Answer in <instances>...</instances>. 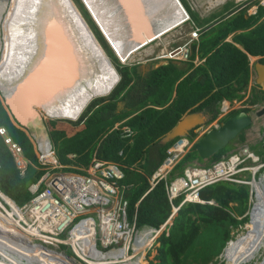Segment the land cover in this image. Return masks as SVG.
Listing matches in <instances>:
<instances>
[{
	"label": "trees",
	"instance_id": "obj_1",
	"mask_svg": "<svg viewBox=\"0 0 264 264\" xmlns=\"http://www.w3.org/2000/svg\"><path fill=\"white\" fill-rule=\"evenodd\" d=\"M182 2L191 21L200 26L197 40L190 45L189 58L181 61L186 64L168 60L148 71L137 66L121 68L120 79L109 96L91 102L75 122L49 120L47 124L62 171L80 172L78 168L87 167L93 159L112 161L122 168L127 216L129 221L135 217L137 228L159 229L171 216L170 223L158 237L155 254L147 259V264L216 262L226 243L233 238V230L246 221V218L238 220L233 214L241 215L249 199L247 186L217 182L199 191L203 200L213 204L182 205L172 215L166 193L169 179L160 180L150 188L148 179L172 142L163 145L161 138L188 112H201L211 121L222 101L244 98L243 92L247 91L251 76L249 57L261 56L264 61V4H259L254 14H248L250 5L241 7L227 2L219 11L200 18L186 1ZM254 3L258 4V0ZM208 23H212V27L205 30ZM229 35L231 40L227 41ZM195 57L200 59L199 63H195ZM118 101H123L124 106L117 111ZM245 102L249 107L242 110H252L251 106L264 102V91L251 88ZM238 111L230 112L221 121ZM121 121L115 127V123ZM0 127H4L8 136L21 147L28 161L24 173L20 174L0 137V191L22 205L31 198L29 185L36 182L45 169L38 163L33 140L1 101ZM194 135L191 130L186 137L192 140ZM236 139L243 140V134ZM259 143L264 147V129ZM196 146L193 145L178 162L172 176L194 159H199ZM228 147L207 161L219 160L233 148L232 145ZM263 154L264 151L257 152L260 157H264ZM256 190L260 197L262 192ZM230 202L237 203L238 214L235 207L229 206Z\"/></svg>",
	"mask_w": 264,
	"mask_h": 264
},
{
	"label": "bare ground",
	"instance_id": "obj_2",
	"mask_svg": "<svg viewBox=\"0 0 264 264\" xmlns=\"http://www.w3.org/2000/svg\"><path fill=\"white\" fill-rule=\"evenodd\" d=\"M50 1L52 4L55 3L58 9H60L59 14L56 13V9H53L54 11L52 12V7L46 8V0H10V6L2 22V38L4 41L3 43L5 44L0 55V88L5 89L7 85H14L17 83L26 74L31 65L34 64L35 60L42 56L44 50L43 40L38 29L39 20H41L40 18H42L45 23H54L56 27H58L57 21L60 20L61 22L59 21V25H61L65 35L71 41L70 43L74 48L73 52L78 55L75 72L78 79L76 81L73 80L72 82L67 81L63 92L58 98H53V101L46 104L44 110L56 118L62 120L67 118V121L75 122V118L78 117L91 99L98 96H104L113 89L119 80V75L73 1ZM121 1L125 0H120V2ZM127 1L131 3V0ZM153 1H155L152 5L153 10H157L155 12L156 16L154 15L155 18L153 19L156 23L162 24L163 20H170V26L172 27L175 25V18H179V21L184 22L189 16L180 0H152V2ZM82 2L87 7L90 16L94 18L99 30L106 38L108 45L111 46L113 53L118 59L121 61L127 60V55H129L128 58L132 55L133 59H135V57H137L136 53L127 54V51H124L126 50L124 47L126 45L124 44L126 39L124 37V29L122 28V20H119L122 16L121 13L123 14V12L125 14L128 13L129 19H131L132 15H130L129 10L123 9V12L122 10H119V0H82ZM211 2L212 1H210V3ZM4 4L5 0H0V17L4 13V9H2ZM161 6L163 7L161 8ZM44 10L45 13H43ZM161 11H166V13ZM170 26H164L161 30L155 33L154 37H160L162 34L173 30L174 28L169 29ZM151 40L152 38L149 39V37H146L144 42L140 45L142 46L144 43ZM143 54L149 55L150 53L145 50L143 51ZM36 111L38 112V110ZM30 120H32V117L28 116L27 121L29 122ZM49 120L53 119L46 120L47 124ZM252 183L254 186L255 182L253 181ZM255 187L262 192V195L264 196V189L260 190L258 183H255ZM262 195L256 197V203L254 204V209L252 211L255 213V217L260 221V225L255 232L254 238L259 239L262 242V245L258 246V249L254 251L255 253H252L249 257V259L253 258L254 260L256 259L255 256L258 255L256 252L264 249V221L261 217V214L264 211V199H261ZM0 196L5 199L4 202L12 207V210L8 214H3L0 211L3 215V217L0 218V224L1 226H4L3 224L6 222L9 225H6L5 227L15 228L16 230H12V234H8L7 236H10L18 243H23L18 238H21V234L17 232L18 221L13 216L14 213L16 215L18 214L19 208H17L16 204L7 196L1 193ZM2 206L4 205L0 201V207ZM250 226L253 227L255 231V226ZM79 229L80 225L75 228L74 234H77ZM5 238L7 237L5 236ZM140 239L142 240L143 237H140ZM235 241L236 240H234L232 246L230 242L228 243L227 248H232L234 246V249H229L230 252H228L229 250L227 251L225 254L226 259H229L228 256L232 255V253L237 257L238 251L243 248V242L239 245H235ZM247 245H249V243H247ZM6 246L11 253L17 255V259H15L16 264H22V260L24 259L27 261V264H46L43 261L46 257L52 259L54 264H69V261L63 256H58L56 253H50V251L34 247L31 243V247L12 245L9 243H6ZM240 251L243 253V250ZM119 256H122L123 259H128L130 257L124 253H119ZM260 257L263 258V256ZM141 258L142 256L135 260L133 264H140L143 259ZM143 261L145 264L144 259ZM238 261L227 260V264H243L248 260L242 261V263H239ZM100 263L101 262H99V264ZM256 263L264 264V261L257 262L256 260Z\"/></svg>",
	"mask_w": 264,
	"mask_h": 264
},
{
	"label": "built area",
	"instance_id": "obj_3",
	"mask_svg": "<svg viewBox=\"0 0 264 264\" xmlns=\"http://www.w3.org/2000/svg\"><path fill=\"white\" fill-rule=\"evenodd\" d=\"M189 55V46L183 45L171 49L168 56L187 60ZM235 104V101L223 102L222 114L233 109ZM191 145L192 142L184 137L171 142L149 180L151 187L169 176ZM10 149L15 157L20 152L15 145ZM16 160L19 167H24L21 159ZM39 160L48 168L41 179L30 186V201L19 206L18 214H14L17 226L34 239L47 244L60 243L58 236L67 233L65 241L71 245H77L78 242L84 244L87 253L95 254L96 245L102 249L109 248V251H118L120 248L128 250L137 233L127 219V201L123 198L120 183L124 178L121 167L113 162L97 160L86 168L84 175L61 174L49 171L55 167L56 162L52 153H41ZM240 163L239 158L233 156L212 168L187 167L182 176L168 185V197L173 200L180 193L189 190L186 195V198L189 196L188 200L202 202L198 190L219 180H233V170H242L238 168ZM54 182L62 185V189L57 190ZM42 184L43 188L40 187ZM79 225L80 229L74 234ZM150 232L157 235L154 230Z\"/></svg>",
	"mask_w": 264,
	"mask_h": 264
},
{
	"label": "water",
	"instance_id": "obj_4",
	"mask_svg": "<svg viewBox=\"0 0 264 264\" xmlns=\"http://www.w3.org/2000/svg\"><path fill=\"white\" fill-rule=\"evenodd\" d=\"M46 2V8L52 7L51 11L53 12V9H56V13L59 14L60 9L55 3L52 4L50 0H46ZM130 2L127 0L120 2L119 0L118 4L119 10L123 12V9H127L132 15V18L129 19L128 13L126 15L123 12V14L121 13V18H119V20H122V28L124 29L123 32L126 39L124 42L126 50L124 51H127V54H131L141 47L140 44L144 42L146 37H149V39L156 38L154 37L155 33L164 26H170V20H163L162 24L153 21L157 11L156 9L153 10L152 7L155 1L131 0ZM161 12L166 13V11ZM43 13H45V10ZM40 19L38 29L43 40L44 50L42 56L35 60L34 64L31 65L26 74L17 83L7 85L5 89L0 88V97L3 104L14 119L25 128H31L34 124L42 125V119L36 110H43L46 104L58 98L66 87L67 81L72 82L78 79L75 74L78 55L73 52L74 48L70 43L71 41L65 35L61 25H59L60 20L57 21L58 28L54 23H45L42 18ZM170 28L172 27L170 26ZM139 68L147 71L150 69L148 65H139ZM254 68L258 74L257 82L264 81V64L256 63ZM262 113H264V105L257 114L261 115ZM28 116L32 117L29 122L27 121ZM205 121V117L200 112L186 113L161 138L160 143L165 145L176 137L186 136L195 127L204 124ZM250 123L251 119L246 112L242 111L230 116L217 129H212L200 137L196 147L198 157L207 159L217 151L225 148ZM54 186L58 190L62 188L56 182H54Z\"/></svg>",
	"mask_w": 264,
	"mask_h": 264
},
{
	"label": "clouds",
	"instance_id": "obj_5",
	"mask_svg": "<svg viewBox=\"0 0 264 264\" xmlns=\"http://www.w3.org/2000/svg\"><path fill=\"white\" fill-rule=\"evenodd\" d=\"M259 4H264V0H258V4H251V5H254V12L253 13H250V14H254L255 12H256V9H257V6L259 5ZM247 12H248V10H247ZM249 14V13H248ZM89 26V25H88ZM193 28H194V26H193ZM196 30H197V28H196ZM93 32V31H92ZM101 32V31H100ZM193 33H195L194 32V30H192V34ZM198 33H200V30H199V32ZM94 34V33H93ZM95 36V35H94ZM95 38H96V36H95ZM97 40V39H96ZM98 41V40H97ZM99 42V41H98ZM190 42L192 43L193 41H191L190 40ZM191 43H187V44H185V45H188L189 46V48H190V45H191ZM100 44V43H99ZM183 46V45H182ZM102 47V46H101ZM111 48V47H110ZM103 49V48H102ZM112 49V48H111ZM104 50V49H103ZM105 52V51H104ZM113 52V51H112ZM170 52V51H169ZM169 52H168V54H169ZM106 53V52H105ZM107 55V54H106ZM108 56V55H107ZM169 57V56H168ZM117 59H118V57H116ZM170 58V60H172V61H174V62H181V61H186V60H179V59H174V58H171V57H169ZM253 58H255L254 59V61L252 60ZM157 59V58H156ZM258 59H261V56H259V57H249V61H250V65H251V76H250V80H252L253 79V76L256 74V71H254V65L256 64V63H259V61H258ZM111 61V60H110ZM118 62H124V61H121L120 59H118L117 60ZM256 61H258V62H256ZM256 62V63H255ZM112 63V62H111ZM113 64V63H112ZM114 66V65H113ZM144 70V69H143ZM254 74V75H253ZM252 78V79H251ZM119 79H120V76H119ZM250 80H249V83H250ZM119 81V80H118ZM118 81H117V83H118ZM116 83V84H117ZM260 84L263 86V88H264V81H261L260 82ZM116 86V85H115ZM114 86V87H115ZM259 86V85H258ZM114 87H113V89H114ZM248 87H249V89L251 90V88H255V87H250L249 86V84H248ZM112 89V90H113ZM248 89V88H247ZM111 90V91H112ZM259 90H261V89H259ZM111 91L109 92V93H107L106 95H104V96H99L100 98H106L107 96H109V94L111 93ZM261 91H264V89L263 90H261ZM245 92V91H244ZM243 92V95L246 93H244ZM250 93V92H249ZM248 93V94H249ZM247 95V94H246ZM248 96V95H247ZM100 98H98V99H100ZM94 99V98H93ZM93 99H91L87 104H86V106H85V108L81 111V113L78 115V117H76L75 118V120H77L78 118H79V116L84 112V110L86 109V107L91 103V102H93V101H95V100H93ZM241 99H243V98H241ZM97 100V99H96ZM239 99H235V100H232V101H222L221 102V104H220V106H219V111H218V113H217V115H216V117L213 119V120H211V121H209V118L208 117H205V115H203L204 117H205V119H206V121L204 122V124H202V125H200V126H197V127H195L193 130H194V133H195V135H194V138L192 139V140H190L189 139V141L190 142H192V145H191V147L193 146V145H195V144H197V142L199 141V139H200V137H202L205 133H207L208 131H210V130H212V129H217L219 126H220V124L222 123V119H224L230 112H232V111H235V110H239L238 112H242L243 110L242 109H244V108H248V107H241V108H237V107H235V108H233V109H231L230 111H228L227 113H225V114H222V112H221V106H222V103L223 102H229V103H232L233 101H235L236 103H237V101H238ZM0 101H1V103L3 104V101H2V99H1V97H0ZM120 102V103H119ZM118 103L119 104H122V103H124L123 101H118ZM118 103H117V106H118ZM263 105H264V102H262L261 104H260V106H257V108L256 109H254V111L253 112H251L252 110H250V111H243V112H246L247 114H248V116L250 117V119H251V123H250V125L247 127V128H245L244 130H242L238 135H237V137H235L232 141H230L228 144H227V146L226 147H228V145H232V142L234 141V140H237L236 138H238V136L240 135V134H244V132H245V130H248L251 126H252V120H253V115L254 116H256V117H260V116H262V115H264V113H262L261 115H258L257 113H258V111L263 107ZM3 106L5 107V105L3 104ZM5 109L8 111V109L5 107ZM238 112H236V113H238ZM10 113V112H9ZM38 113H39V115H40V117H41V119H42V125H37V126H42L41 128H43V130H44V132H45V134H46V137L45 136H43V137H38V135H36V133L35 132H33V125L31 126V128H25V127H22L17 121V123L20 125V127L22 128V130L23 131H25V133H27V135L33 140V142H34V144H35V150H36V154H37V159H38V163H39V165H41V166H43V168L45 169V172L41 175V177L46 173V168H48L46 165H42L41 163H40V160H39V157H40V154L41 153H44V154H48V153H52L53 154V156L55 157V159H56V162H55V167H53L51 170H49L50 171V173H61V174H78V175H84L85 174V170H86V168L93 162V161H97L96 159H93L90 163H89V165H87V167H81V168H78L79 169V171L80 172H64V171H62L61 170V168H62V165L60 164V162H59V160H58V158H57V156H56V154H55V150H54V148H53V142H52V140L50 139V136H49V131H48V127H47V121L46 120H48L49 118V116H51L46 110H39L38 111ZM189 113V112H188ZM201 113V112H200ZM235 113V114H236ZM45 114V115H44ZM11 115V114H10ZM234 115V114H233ZM12 116V115H11ZM232 116V115H231ZM13 117V116H12ZM230 117V116H229ZM229 117H227V118H229ZM14 118V117H13ZM226 118V119H227ZM51 119H53L55 122H57L56 120H57V118L56 117H54V116H52V118ZM225 119V120H226ZM224 120V121H225ZM67 120L65 119V120H63V122H66ZM223 121V122H224ZM62 122V123H63ZM123 121H121V122H118L117 124L115 123V127H117V126H119L121 123H122ZM216 123V124H214V125H216V126H214L213 125V123ZM57 123H60V122H57ZM15 124V123H14ZM16 125V124H15ZM17 126V125H16ZM261 129H262V131H263V129H264V127H261ZM262 134H263V132H262ZM0 137L3 139V141H4V144L7 146V148L9 149V151H10V153H11V155H12V157L14 158V163H15V165H16V167L18 168V170H19V172H20V174H23L24 173V170L26 169V167H27V164H28V161L25 159V157H24V155H23V152H22V150H21V147L18 145V144H16V143H14V141L8 136V134H7V131H6V129L4 128V127H0ZM182 137H184V138H187L186 136H180L179 138H182ZM188 139V138H187ZM176 140V139H175ZM174 141V139L172 140V142ZM171 144V143H170ZM169 144V145H170ZM12 145H15V146H17L19 149H20V152H19V154L15 157V155L13 154V152L11 151V149H10V147H12ZM191 147L187 150V152L191 149ZM197 147V146H196ZM225 147V148H226ZM168 148V147H167ZM166 148V149H167ZM222 149H224V148H222ZM221 149V150H222ZM232 149V150H231ZM230 150H227L225 153H224V155H222L221 156V158L219 159V160H216V161H213V162H209L210 164H212V165H210V167L209 166H203V165H199V164H205L204 163V161H207V159H200L202 162H200V160L199 159H194L192 162H190V163H188L187 165H185V167L182 169V171L180 172V173H176V174H174L173 176L171 175L172 174V172L174 171V169L170 172V174H169V176L166 178V179H169V181H168V183H167V185H166V193H167V197H168V190H167V187H168V185H170V183L175 179V178H177V177H179V176H182L183 175V171H184V169L185 168H187V167H200V168H212L215 164H218V163H220V162H222V161H225V160H228L229 158H231V157H233V156H237L238 158H239V160H240V165L238 166V168L240 169V168H242V170H239V171H237L236 169H234L233 171V173H232V179L233 180H219V181H216V182H214V183H217V182H228V183H232V184H235V185H243V186H247L248 187V190H249V199H248V202H247V207H246V209L244 210V212L241 214V215H236L235 213L233 214L234 216H237L236 218L238 219V220H240V221H243V219L244 218H246V221H244V222H242L243 224L244 223H248V222H250V220H251V216H252V211H253V209H254V204L256 203V197H257V190H256V187H255V183H258L259 184V187H260V190H262V189H264V175H263V177H261V178H259V182L257 181V179H256V177H257V173H259L260 172V170L262 169V167H264V157H260V156H258L257 155V152H253V151H251L250 150V148H249V146H242L241 148H231ZM220 151V150H219ZM186 152V153H187ZM218 152V151H217ZM216 152V153H217ZM185 153V154H186ZM184 154V155H185ZM184 157V156H183ZM182 157V158H183ZM16 159H21L22 161H23V163H24V167H19L18 166V163H17V160ZM98 161H105V160H98ZM181 161V160H180ZM106 162H112V161H106ZM114 163V162H113ZM160 164V163H159ZM159 166V165H158ZM176 167V166H175ZM158 168V167H157ZM156 168V169H157ZM122 169V168H121ZM123 171V170H122ZM124 173V172H123ZM154 173V172H153ZM152 173V174H153ZM152 176V175H151ZM151 176H150V178H151ZM41 177L39 178V179H41ZM150 178L148 179V181L150 180ZM38 179V180H39ZM124 179V178H123ZM122 179V180H123ZM38 180L36 181V182H33V183H31L30 185H29V187H28V191L30 192V186L32 185V184H35V183H37L38 182ZM121 180V181H122ZM161 180H165V179H161ZM235 180V181H234ZM121 181H120V183H121ZM255 182L254 183V186H253V183L252 182ZM214 183H211V184H214ZM211 184H208V185H211ZM121 185H122V183H121ZM149 185H150V183H149ZM156 185V184H155ZM154 185V186H155ZM62 186V185H61ZM153 186V187H154ZM205 186H207V185H205ZM205 186H203V187H205ZM41 188H43L44 187V184H42L41 186H40ZM55 187V186H54ZM153 187H151V185H150V188H153ZM203 187H201L200 189H202ZM56 188V187H55ZM62 189V188H61ZM200 189L198 190V194H199V191H200ZM58 190V189H57ZM188 192H189V190L188 191H184V192H182V193H180L178 196H176L173 200H170L169 199V197H168V200H169V202L171 203V205H172V213L174 214L175 212H174V210L175 211H177L182 205H187V204H193V203H198V204H205V203H208V204H213V202L212 201H206V200H203L201 197H200V195H199V198L202 200V202H198V201H192V200H188V198H189V196L186 198V195L188 194ZM0 193L1 194H3V195H5L3 192H1L0 191ZM30 194H31V192H30ZM73 195V194H72ZM122 195H123V186H122ZM5 196H7V195H5ZM8 197V196H7ZM31 198H32V194H31ZM30 198V199H31ZM123 198H124V195H123ZM11 199V198H10ZM30 199L27 201V202H25V203H28L29 201H30ZM125 199V198H124ZM4 200L5 199H3L2 198V196H0V201L1 202H3L4 204V206H2L3 208L4 207H9L10 208V210H12V207L9 205V204H7L6 202H4ZM12 200V199H11ZM126 200V199H125ZM13 201V200H12ZM127 201V200H126ZM176 201H178V205H174V203L176 202ZM14 202V201H13ZM15 203V202H14ZM24 203V204H25ZM16 204V203H15ZM24 204H22V205H24ZM230 204H233V206H231V207H235L236 205H237V203H235V202H230ZM22 205H18V204H16V207L18 208L19 206H22ZM127 205H128V203H127ZM15 214V213H14ZM13 214V216H15ZM127 214H128V212H127ZM84 218H85V216H84ZM16 219H17V217H16ZM127 219H128V216H127ZM170 219H171V216L166 220V222L163 224V226H161V228H159V229H156V228H153V227H148V226H143V227H140V228H137L136 227V222H135V217L133 218V221H129L128 220V223H129V225L130 226H134V229H135V231H136V237H134L133 239H132V241H131V244H129V249L128 250H123V249H121L120 248V250H118V251H116V250H112V251H109L110 249L109 248H107V249H102L99 245H96V252H95V254L94 253H87L86 251H85V248H84V244H81L80 242H78L77 243V245H75V244H73V245H71V244H69V243H67L65 240H66V236H67V233H62L61 235H59L58 236V240L60 241V243H56V244H51V243H44V242H42V241H39V240H37V239H34L33 237H31V235H28L27 236V234L24 236V240H25V244L27 243V241L29 242V240H30V243L34 246V247H38V248H41V249H43V250H47V251H50L51 253H55V251H51L50 249H49V247H55V248H58L59 250H61V252H58V253H56V254H61V255H63V257H65V258H67L68 260H69V262L71 261V262H76V263H78V264H81V263H84V264H94L96 261H99V262H101L100 261V257H99V255L101 254V252H104V251H109L110 252V254L111 253H113L112 254V256L111 257H109L108 258V261L106 262V263H104V264H110V263H112V262H117V261H112L111 259H112V257H113V255H115L116 257H119V253H124V254H126L127 256L129 255V254H131V255H129L130 257L128 258V259H121V261L123 260V261H125V262H123V264H133V262L135 261V260H137L138 258H140V256H142V258L143 259H145V264H147V259L145 258V253L147 252V249H150L151 247V245L153 244V241H155V240H158V237H159V235H160V233H161V231H162V229H164V226L165 225H167V224H169L170 223ZM242 225V224H241ZM240 225V226H241ZM19 229H21V230H23L22 228H20L19 226H17ZM246 227V226H245ZM82 228H84V226L82 227ZM151 230H154V231H156V233H157V235H155V233L153 232L152 234H151ZM24 231V230H23ZM75 231V230H74ZM237 232V231H236ZM237 233H235V230H233V232L231 233V235L233 236V238L232 239H230L227 243H226V248H227V246H228V243L230 242V241H232L233 239H234V237H235V235H236ZM140 237H143V239L141 240L140 239ZM234 240H236V239H234ZM34 242L36 243V244H34ZM158 242V241H157ZM121 244H119V246H120ZM29 246V245H28ZM68 247L71 251H70V253H71V255H72V257H69V256H67V253H66V250H64L63 248H61V247ZM150 247V248H149ZM117 247H115V249H116ZM226 248L224 247L223 248V252H225V250H226ZM80 249H82V250H80ZM62 251H64V252H62ZM263 252H264V250H263ZM222 253V252H221ZM59 256V255H58ZM122 257V256H121ZM117 259V258H116ZM133 259H134V261H133ZM254 261V260H253ZM253 261L251 262V264L253 263ZM101 264H103V263H101Z\"/></svg>",
	"mask_w": 264,
	"mask_h": 264
},
{
	"label": "rangeland",
	"instance_id": "obj_6",
	"mask_svg": "<svg viewBox=\"0 0 264 264\" xmlns=\"http://www.w3.org/2000/svg\"><path fill=\"white\" fill-rule=\"evenodd\" d=\"M72 1L75 4V6L77 7V9L79 10V12L81 13V15L84 17L85 21L90 26V29L93 31L94 35L96 36V39L99 41L100 45L102 46V48L104 49V51L108 55L109 59L113 63L114 68L117 71L119 76H120V69L124 68V67H130L131 68L132 66H137L139 68V65H148L151 69V68L158 67L159 65L166 64L167 61L170 60V58L168 57V55H169L168 52L172 48L181 47L182 45H184L186 43H191L190 40L195 41V40H197V38L199 36L198 32L200 30V26H198L197 24H194V22H192V25L194 26L193 30L195 32L192 34V30H191V28H189L190 24H189V22H186L185 25L184 24L179 25V26L175 27V29L171 30L170 32H168V33L166 32L165 34H162L159 38L152 40V41L144 44L143 46L139 47L136 51L133 52V53H136V55H137V57H135V59H133V57L131 55L132 59H131V57L130 58L127 57L128 59L126 58L127 60H125L124 62L121 63V62H118L116 60V58H115L116 55L114 56L111 48L108 46V44H106L105 39L103 38L101 32H99V30H98L99 27H98L97 23L95 22L94 18L92 16H90L88 9L83 4L82 0H72ZM210 1H212V2L210 3ZM254 1H256V0H186V2L193 8V11H195L199 15L200 18L208 17L210 14H212L216 11H219L221 9V7L224 4H226L227 2L234 3L237 6H241V7L250 5L248 8V12H247L250 14V13H253L255 11L254 5H251L252 3L254 4ZM9 6H10V0H5L4 7L2 8V9H4V11H3L4 13L0 17V55L2 53V49H3V46L5 44V43H3L4 41L2 38L3 37L2 22L5 18V15L8 11ZM206 26L207 27L205 28V30L212 27V23H208ZM196 28H197V30H196ZM226 40L230 41L231 35H229L226 38ZM145 50L147 52H149L150 54L149 55L143 54V51H145ZM144 57L146 58V60L144 59V61H143L142 58H144ZM148 58H149V60H147ZM254 59L255 58H253L252 60L254 61ZM194 61H195V63H199L200 59L198 57H195ZM181 64L184 65V64H186V62H181ZM142 71H145V70H142ZM249 86L253 87L252 80H250ZM249 92H251V90L248 87L246 93L244 94L245 95L244 98L239 99L237 101V103L235 104L234 108L235 107H237V108L249 107V105L245 102V99H246L247 95H249L248 94ZM98 98H100V97L98 96V97L94 98L93 100H96ZM121 106H122V104H118L117 111L122 109ZM257 106H260V104H257L255 106H251V107H253V110L251 112H253L254 109L257 108ZM95 109H96V107H95ZM95 109H93V110H95ZM49 117H48L49 119L52 118V116H49ZM64 119H67V118H64ZM57 120H62V119L57 118ZM37 125H39V124L33 125V132H35L36 135H38V137H43V136L46 137V134H45L43 128H41L42 126H37ZM85 127H86V125H85ZM261 127H264V115H262L260 117H256L253 115L252 126L248 130H245V132L243 134V140H234L232 142L233 148L235 149V148H241L242 146H249L250 150L253 152L264 151L263 144L259 143V139L263 136V134H262L263 131H262ZM122 129L124 130L125 127H123ZM252 146H254V148ZM262 156H264V154ZM200 162H202V161L200 160ZM204 163L205 164H199V165L209 166V167H210V165H212L208 161H204ZM263 175H264V167H262L260 172L257 173L256 179L258 182H259V178L263 177ZM261 199L262 200L264 199L263 195H262ZM229 206H233V204L229 203ZM235 210H236V213L238 214L239 208L235 207ZM0 211L3 214H8L11 210L9 207H4V208L0 207ZM1 212H0V218L3 217ZM174 212H176V211L174 210ZM172 215H173V213H172ZM14 217L16 218V216H14ZM254 217H255V213L252 212L250 222H248L247 224L242 223L241 226H239L238 228L235 229L237 231V234L234 237V239H236L235 245H239L240 243L243 242L242 243V244H244V245H242L243 248H241L240 250H243L244 254L242 253V251L239 250L237 257L232 253V255L228 256L229 259H226L225 254L227 253V251L229 249L233 250L234 246L232 248H226V246H225V248H226L225 252L222 251V253H220V255L217 256V258L215 259L216 262L211 263V264H227L228 263L227 260L228 261L229 260L238 261V259H239V261H238L239 263H242V261L248 260L247 262H244L243 264H251V262L254 259L253 258L249 259L250 255L252 253H255L254 251L256 249H258V246L262 245V242L259 239L254 238L255 232L257 231V229L260 225V221L258 220V218L257 217L254 218ZM261 217L264 221V211L262 212ZM3 225L4 226H1V224H0V228H2V229H0V235H1L0 236V264H16L15 259H17V255H15L14 253H11L8 250L6 243H9L12 245H21L24 247H27L29 245V247H31L30 246V240H29V243L25 244L24 243L25 242L24 236L27 233L17 227L18 228L17 232H19L21 234V238L20 237H18V238L20 241L23 242V243H18L16 240H13L10 236H7L8 234H12V230H16V229L15 228L13 229V227H5L6 225H9L6 222H4ZM250 225L255 226V231H254L253 227H251ZM5 236L8 239L5 238ZM27 236H28V234H27ZM234 239L232 241H230L231 246L234 244ZM245 240H246V242H245ZM157 241L158 240L153 241V244L150 246L151 248L149 247L150 249H147V252L145 253L146 259L152 258L153 255L155 254V250L158 246ZM247 243H249V245H247ZM34 244H35V242H34ZM239 247H241V246H239ZM61 248L66 250L67 256L72 257V255L70 253L71 250L68 247L65 246V247H61ZM49 249L51 251H55V253L61 252V250H59L58 248H55V247H49ZM230 250L228 252H230ZM263 250L256 252L258 255L255 256L256 259L253 261L252 264H258V263H256V260H257V262L264 261ZM62 252H64V251H62ZM216 253H218V251H216ZM57 255L63 256L60 253ZM129 255H131V254H129ZM104 256H106V255H104ZM260 256H263V258ZM65 259L68 260L67 258H65ZM118 259H119V261H118ZM121 259H123L121 256L117 257V259H116V256L113 255L111 260L112 261L117 260V262H112L110 264H123V262H125V261H123V260L121 261ZM43 261L46 264H54V261L52 259H50L49 257L44 258ZM133 261H134V259H133ZM22 262H23L22 264H27V261L25 259L22 260ZM69 264H78V263L70 261ZM81 264H84V263H81ZM190 264H194V263L191 261Z\"/></svg>",
	"mask_w": 264,
	"mask_h": 264
},
{
	"label": "crops",
	"instance_id": "obj_7",
	"mask_svg": "<svg viewBox=\"0 0 264 264\" xmlns=\"http://www.w3.org/2000/svg\"><path fill=\"white\" fill-rule=\"evenodd\" d=\"M182 1V0H181ZM184 1H186V0H184ZM183 3V2H182ZM190 6V5H189ZM191 7V6H190ZM186 9V8H185ZM191 9L193 10V8L191 7ZM186 11H187V9H186ZM187 13H188V11H187ZM189 14V13H188ZM186 22H189V24H190V26H189V28H191V30H193V25H192V21H191V18H190V15L188 16V18H187V20H185L184 22H181V21H179V19H175V21H174V23H175V25L174 26H172V29L174 28L175 29V27H177V26H179V25H185V23ZM88 24V23H87ZM90 27V26H89ZM98 28V27H97ZM171 29V28H170ZM98 30H99V28H98ZM99 32H100V30H99ZM101 34H102V32H101ZM102 36H103V38L105 39V42H106V44H108V42H107V40H106V38L104 37V35L102 34ZM157 38H159V37H156V38H154V39H152V40H155V39H157ZM151 40V41H152ZM150 42V41H149ZM148 43V42H147ZM146 44V43H145ZM187 44V43H186ZM185 45V44H184ZM109 46V45H108ZM109 47H111V46H109ZM173 49V48H172ZM112 50V49H111ZM113 51V50H112ZM114 54V53H113ZM114 56H115V54H114ZM129 56V55H128ZM127 56V57H128ZM115 58H116V56H115ZM151 58V57H150ZM128 59V58H127ZM143 59V61H144V59L146 60V58L144 57V58H142ZM116 60H118L117 58H116ZM147 60H149V58L147 59ZM125 61V60H124ZM145 71H147L146 69H144ZM123 106H124V103H122V108H123ZM203 114V113H202ZM118 123V122H117ZM116 123V124H117ZM9 198V197H8ZM2 204H4L3 202H2ZM104 254H107L106 256H104ZM112 254L113 253H111L110 254V252L107 250V251H104V252H101V254L99 255V257H100V261H101V263H106L107 261H108V258L109 257H111L112 256ZM142 259V258H141ZM142 261H143V259H142ZM95 263H98L99 264V261H96ZM100 263V264H101ZM143 264H144V261H143Z\"/></svg>",
	"mask_w": 264,
	"mask_h": 264
},
{
	"label": "flooded vegetation",
	"instance_id": "obj_8",
	"mask_svg": "<svg viewBox=\"0 0 264 264\" xmlns=\"http://www.w3.org/2000/svg\"><path fill=\"white\" fill-rule=\"evenodd\" d=\"M258 61H259V63H261V64H264V61H261V59H258ZM258 61H256V62H258ZM255 62V63H256ZM254 69V71H256V69L255 68H253ZM143 70V69H142ZM254 75V74H253ZM258 81V74H257V71H256V74L253 76V79H252V85H253V87H255L254 89H261V90H263L264 88H263V86L260 84V83H258L257 82ZM259 85V86H258Z\"/></svg>",
	"mask_w": 264,
	"mask_h": 264
}]
</instances>
